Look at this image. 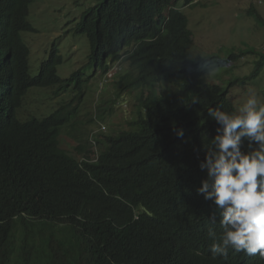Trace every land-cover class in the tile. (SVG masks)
I'll list each match as a JSON object with an SVG mask.
<instances>
[{
	"label": "trees",
	"instance_id": "obj_1",
	"mask_svg": "<svg viewBox=\"0 0 264 264\" xmlns=\"http://www.w3.org/2000/svg\"><path fill=\"white\" fill-rule=\"evenodd\" d=\"M32 2L0 0V264H264L259 254L231 248L226 258L212 257L208 231L222 233L220 216L197 193L207 178L203 145L220 127L208 109L238 112L230 92L264 77V50L246 45L192 57L194 34L179 5L193 9L197 0H103L75 34L88 37L95 74L127 66L117 84L137 101L138 117L129 130L98 133L70 151L62 132L74 129L90 78L83 68L59 77L56 42L39 75H30L21 36L36 31ZM248 15L264 26L255 6ZM249 56L247 74L226 87L205 84L216 71L239 73ZM52 87L57 97L74 96L48 117H18L31 89ZM94 144L104 147L97 157Z\"/></svg>",
	"mask_w": 264,
	"mask_h": 264
},
{
	"label": "rangeland",
	"instance_id": "obj_2",
	"mask_svg": "<svg viewBox=\"0 0 264 264\" xmlns=\"http://www.w3.org/2000/svg\"><path fill=\"white\" fill-rule=\"evenodd\" d=\"M103 0H35L30 8L29 22L36 33H23L22 42L30 50V73L37 77L41 65L48 58L51 46L57 41L63 57V64L58 68V75L65 80L77 70L86 67L84 74L92 79L95 69L89 65L91 44L87 36L76 35L75 28L80 23L82 15ZM198 5L191 9L181 2L179 9L189 19L190 29L194 34V44L189 49L192 57H203L212 53L226 52L232 48L240 49L249 45L264 50V26L248 12L255 6L264 19V0H197ZM243 62L245 60L243 59ZM246 66L241 62L238 72L222 74L212 73L205 78V84L226 87L236 76L247 74L253 69L254 58L249 56ZM88 66V67H87ZM244 67V68H243ZM122 72L127 68L122 65ZM239 74V75H238ZM93 75V76H91ZM117 80V79H116ZM113 80L101 89L103 76H96L86 88V97L80 106L79 117L74 129H65L61 141L68 144L72 151L79 144L88 147L91 136L115 135L122 130H129V123L138 117L137 101L127 97L122 88ZM90 81V82H91ZM204 83V82H203ZM57 88H34L26 97L24 105L18 110V117L26 121L30 117L45 118L54 113L64 101H70L74 94L55 96ZM249 91H255L261 103H264V77L255 87L251 84L238 86L231 90L230 99L238 111L248 98ZM122 95L117 100V108L112 98ZM96 116H99L96 117ZM100 135V134H99ZM98 135V136H99ZM79 139V140H77ZM102 141L101 136L98 138ZM97 148V149H96ZM102 145L90 147L92 157H97L103 149ZM258 148V144L247 140L242 145V151L248 152Z\"/></svg>",
	"mask_w": 264,
	"mask_h": 264
},
{
	"label": "clouds",
	"instance_id": "obj_3",
	"mask_svg": "<svg viewBox=\"0 0 264 264\" xmlns=\"http://www.w3.org/2000/svg\"><path fill=\"white\" fill-rule=\"evenodd\" d=\"M34 2L28 8V20ZM122 70V65L118 63L104 76L94 73V78L103 76L102 89L116 80ZM208 114L220 127L209 143L203 145L205 158L199 167L207 170V178L201 181L197 193L203 194L205 200H211L220 216L222 233L217 235L211 228L208 231L213 240L210 248L212 257L226 258L231 248L249 256L259 254L264 259V103L259 101L255 91H249L238 112L229 113L217 107L209 108ZM176 135L182 138L183 129H178ZM245 140L250 145L257 143L258 148L243 152ZM212 221L215 222V214Z\"/></svg>",
	"mask_w": 264,
	"mask_h": 264
}]
</instances>
